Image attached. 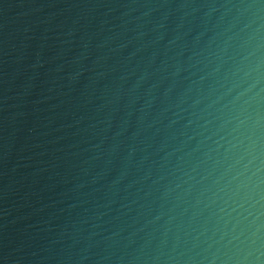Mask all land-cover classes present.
Segmentation results:
<instances>
[{"label":"water","instance_id":"water-1","mask_svg":"<svg viewBox=\"0 0 264 264\" xmlns=\"http://www.w3.org/2000/svg\"><path fill=\"white\" fill-rule=\"evenodd\" d=\"M0 264H264V0H0Z\"/></svg>","mask_w":264,"mask_h":264}]
</instances>
